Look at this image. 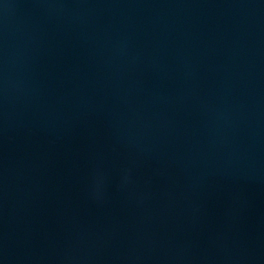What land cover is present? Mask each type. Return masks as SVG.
Here are the masks:
<instances>
[{
  "label": "water",
  "instance_id": "95a60500",
  "mask_svg": "<svg viewBox=\"0 0 264 264\" xmlns=\"http://www.w3.org/2000/svg\"><path fill=\"white\" fill-rule=\"evenodd\" d=\"M0 264H264V0H0Z\"/></svg>",
  "mask_w": 264,
  "mask_h": 264
}]
</instances>
